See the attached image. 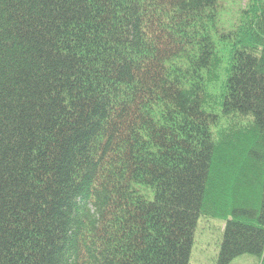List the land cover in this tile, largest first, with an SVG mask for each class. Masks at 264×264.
Segmentation results:
<instances>
[{"label":"trees","instance_id":"obj_1","mask_svg":"<svg viewBox=\"0 0 264 264\" xmlns=\"http://www.w3.org/2000/svg\"><path fill=\"white\" fill-rule=\"evenodd\" d=\"M0 0V264H264V0Z\"/></svg>","mask_w":264,"mask_h":264},{"label":"rangeland","instance_id":"obj_2","mask_svg":"<svg viewBox=\"0 0 264 264\" xmlns=\"http://www.w3.org/2000/svg\"><path fill=\"white\" fill-rule=\"evenodd\" d=\"M222 23L235 18L241 9L247 7L246 0H221ZM226 221L223 218L201 217L190 264H218L222 249ZM231 264H261L260 260L252 256H242Z\"/></svg>","mask_w":264,"mask_h":264}]
</instances>
